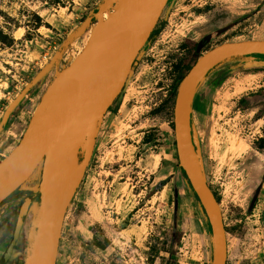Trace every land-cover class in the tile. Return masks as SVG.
<instances>
[{"label":"rangeland","instance_id":"1","mask_svg":"<svg viewBox=\"0 0 264 264\" xmlns=\"http://www.w3.org/2000/svg\"><path fill=\"white\" fill-rule=\"evenodd\" d=\"M263 1H170L156 26L157 36L142 49L124 90L101 123L90 165L66 214L57 264H147L151 246H158L165 232L170 239L173 231L178 239L173 248H161V257H172L177 264H212L207 216L180 173L178 159L167 164L169 153L177 155L174 114L171 108L154 110L172 95L175 63L192 66L220 42L264 40V5L259 8ZM101 2L0 0V123L68 34ZM90 32L91 27L63 52L57 68L13 110L0 133V161L21 140L57 69L77 56ZM206 36L210 40L196 53V42ZM196 101L194 117L207 179L228 232L227 264H264V149L256 147L264 136V60L242 56L223 62L203 81ZM147 135L155 140L145 143ZM40 176L36 172L1 204L0 253L10 242L5 236L13 235L20 200L34 192ZM31 212L8 264L26 263L35 230ZM81 217L95 233V228L102 233L85 237L77 224ZM104 237L111 244L101 250L95 245ZM155 264H161L159 257Z\"/></svg>","mask_w":264,"mask_h":264},{"label":"water","instance_id":"2","mask_svg":"<svg viewBox=\"0 0 264 264\" xmlns=\"http://www.w3.org/2000/svg\"><path fill=\"white\" fill-rule=\"evenodd\" d=\"M170 1L102 0L97 9L68 34L49 63L5 111L0 133L19 102L51 69L57 68L63 52L94 26L77 56L61 70L57 69L21 140L0 161V205L25 186L36 172H41L37 188L20 201L13 237L0 264L11 257L31 211L35 213V230L25 264L58 263L66 214L90 165L101 123L124 90L142 49ZM263 5L264 1L259 8ZM209 40L210 36L201 40L196 53ZM252 55L264 58V40L215 46L180 76L175 99L178 165L206 213L213 247L212 264L227 263L228 239L220 202L207 179L194 118V100L208 73L217 65L234 57ZM258 193L259 190L251 207ZM175 197L177 213V190Z\"/></svg>","mask_w":264,"mask_h":264},{"label":"trees","instance_id":"3","mask_svg":"<svg viewBox=\"0 0 264 264\" xmlns=\"http://www.w3.org/2000/svg\"><path fill=\"white\" fill-rule=\"evenodd\" d=\"M255 56V55H254ZM261 58V57H260ZM263 58V57H262ZM172 69L174 70L175 74H176V78L175 81L173 83V87H172V95L171 97L165 102L164 105H161L159 107H157L154 111L156 113L158 112H162L165 109H169L171 108V114H173V108H174V103H175V97H176V93H177V89L178 86L180 84V80H179V76L185 71V70H190L191 66L184 64L183 62H177L172 66ZM155 138L152 135H147L145 137V143H150L152 141H154ZM256 147L258 149H264V136L259 138L256 141ZM180 170V169H179ZM180 173L184 176L185 179H187V176L180 171ZM188 180V179H187ZM165 184V183H164ZM218 199V198H217ZM206 214V213H205ZM96 227V226H95ZM96 229V233L95 235H98V233H102V230L100 228H95ZM178 239V232L173 231L171 234L170 239L168 238V233H164L163 239L161 240L160 244H158V246H151V252L149 254V257L147 259V264H155L156 259L159 257L160 258V263L161 264H177L172 257H164V256H160L159 252L161 250V248H164L167 244H169L171 246V248H173V246L175 245L176 240ZM97 244L95 245L97 248L101 249V250H106L111 242L109 240V238L104 237L102 240H97L96 242Z\"/></svg>","mask_w":264,"mask_h":264},{"label":"flooded vegetation","instance_id":"4","mask_svg":"<svg viewBox=\"0 0 264 264\" xmlns=\"http://www.w3.org/2000/svg\"><path fill=\"white\" fill-rule=\"evenodd\" d=\"M166 21H167V20H163L161 23L166 24ZM158 32H159V30H158V29H155L154 32L152 33V36L150 37V39L152 40V38H155V36H157V33H158ZM199 42H200V41L196 42V44H195V47H196V48H197ZM226 42H236V41H226ZM222 43H225V42H220V43L217 44V45H220V44H222ZM217 45H215V46H217ZM215 46H214V47H215ZM214 47H211V48H209V49H206L204 53H206L207 51H209L210 49H212V48H214ZM203 48H204V47H203ZM205 48H206V47H205ZM195 50H196V49H195ZM204 53H203V54H204ZM203 54H202V55H203ZM241 57H242V56H241ZM250 57L257 58V59H263V60H264V58H262V57L260 58V57H258V56H254V55H252V56H250ZM195 63H196V62H195ZM222 63H223V62H222ZM222 63H221V64H222ZM221 64H219V65H221ZM219 65H217L215 68H217ZM192 66H193V65H192ZM192 66H191V68H192ZM215 68H214V69H215ZM214 69H213V70H214ZM213 70H211V71L208 73V75H209ZM188 71H189V70H188ZM188 71H187V72H188ZM184 72H185V71H184ZM184 72H183V73H184ZM187 72H186V73H187ZM183 73H182V74H183ZM182 74H181V75H182ZM181 75H180V76H181ZM208 75H207V76H208ZM180 76H179V80H180ZM206 78H207V77H206ZM180 82H181V80H180ZM179 85H180V84H179ZM178 87H179V86H178ZM177 90H178V89H177ZM176 95H177V93H176ZM175 99H176V97H175ZM174 105H175V103H174ZM195 105H197L196 97H195V100H194V110H195ZM173 114H174V109H173ZM194 118H195V117H194ZM195 123H196V121H195ZM196 126H197V125H196ZM263 130H264V127H263ZM262 137H263V136H262ZM260 138H261V137H260ZM175 142H176V141H175ZM175 144H176V143H175ZM176 151H177V148H176ZM176 156H177V159H178V155H176ZM178 167H179V165H178ZM30 194H31V193H30ZM30 194H25V195L23 196V198H24L25 196H27V195H30ZM13 196H14V195H13ZM6 201H7V200H6ZM6 201H4V203H2V205L5 204ZM20 201H21V200H20ZM19 204H20V203H19ZM2 205H0V206H2ZM18 207H19V205H18ZM17 211H18V209H17ZM16 213H17V212H16ZM16 216H17V215H16ZM2 218H3V216H0V224H3V223H4V222H3L4 219H3V221L1 220ZM5 218H6V217H5ZM16 219H17V217H16ZM1 221H2V222H1ZM6 222H7V220H6ZM6 222H5V223H6ZM15 222H16V221H15ZM3 225H4V224H3ZM8 225H9V224H7V226H8ZM7 228H8V227H7ZM7 228H6V229H7ZM226 232H227V228H226ZM12 237H13V235H12ZM12 237H10V236H5V239H6V238H7L6 240L10 239V242H11ZM227 239H228V232H227ZM1 242H2V241H1ZM1 242H0V243H1ZM10 242H9V244H8V247H9V245H10ZM19 242H20V239H19L18 243L16 244V246L14 247V251H13L11 257L6 261L5 264H8L9 261L11 260V258L13 257L14 252H15V251L17 250V248H18ZM8 247H7V249H8ZM7 249L5 250V252L7 251ZM5 252H4V253H5ZM0 254H2L1 257H0V260H1L4 254H3V252L0 253ZM58 256H59V255H58ZM228 259H229V254H228V258H227V263H228ZM227 263H226V264H227ZM237 264H239V263H237Z\"/></svg>","mask_w":264,"mask_h":264},{"label":"crops","instance_id":"5","mask_svg":"<svg viewBox=\"0 0 264 264\" xmlns=\"http://www.w3.org/2000/svg\"><path fill=\"white\" fill-rule=\"evenodd\" d=\"M176 159H177L176 155L174 157L171 153H169V155L167 156V164L175 163ZM96 222H97L96 220H93L92 224H95ZM77 224H78V228H80V230L83 231L82 234L86 232V235L84 234L85 237L92 236L93 233H95L94 229H91L90 225L86 221H83L82 217L78 220ZM60 250H59V255H60Z\"/></svg>","mask_w":264,"mask_h":264},{"label":"bare ground","instance_id":"6","mask_svg":"<svg viewBox=\"0 0 264 264\" xmlns=\"http://www.w3.org/2000/svg\"><path fill=\"white\" fill-rule=\"evenodd\" d=\"M94 26L92 27L91 31L93 30Z\"/></svg>","mask_w":264,"mask_h":264}]
</instances>
